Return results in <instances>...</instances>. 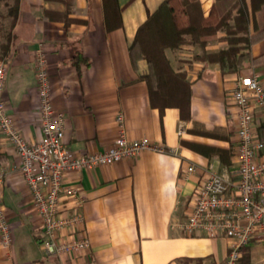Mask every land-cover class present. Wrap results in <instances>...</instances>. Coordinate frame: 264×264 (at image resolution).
<instances>
[{
    "label": "crops",
    "instance_id": "1",
    "mask_svg": "<svg viewBox=\"0 0 264 264\" xmlns=\"http://www.w3.org/2000/svg\"><path fill=\"white\" fill-rule=\"evenodd\" d=\"M117 1L123 6L122 26L107 30L102 0H72L69 16L83 22L68 25L43 19L44 0H20L10 46L2 59V99L23 138L28 143L38 140L35 53L41 49L47 58L52 104L65 113L66 146L77 152L107 148L118 136L115 118L121 113L128 138L147 137L166 152L144 150L111 164L70 170L65 181L79 186L82 203L72 208V202L61 196L60 204L67 213H79L81 220L71 229L77 236H87L90 245L59 257L45 255L40 248L43 220L22 175L14 169L15 148L0 130V151L7 157L0 165V199L11 229L10 244L0 242V264H191L179 259L196 257H202L204 264H217L230 250L226 237L188 235L178 225L201 177L199 172L187 173V166L219 171L226 165L217 155L200 154L180 140L232 148L235 110L229 88L238 76L252 72L259 74L264 85V4L249 17L250 53L259 57L257 63L222 73L217 63L198 58L202 48L195 44L167 51L172 66L185 71L191 82V118L183 120L176 107L160 115L150 105L147 86L139 79L147 71L146 62L140 60L134 69L127 51L137 27L162 0ZM199 1L206 15L214 0ZM3 7L0 41L8 27ZM221 35L209 37L203 50L224 48L226 43L218 40ZM77 50L88 65L77 68L72 62ZM193 129L214 131L220 137L190 132ZM246 247L252 264H264L261 242L252 241Z\"/></svg>",
    "mask_w": 264,
    "mask_h": 264
},
{
    "label": "built area",
    "instance_id": "2",
    "mask_svg": "<svg viewBox=\"0 0 264 264\" xmlns=\"http://www.w3.org/2000/svg\"><path fill=\"white\" fill-rule=\"evenodd\" d=\"M35 83L38 94L40 135L28 143L8 113L2 99L5 86V66L0 61V130L14 146L17 161L14 166L32 196V204L43 220L40 248L45 255L63 256L89 248L87 236H77L79 213L67 211L60 204L61 196L81 205L79 186L68 184L65 175L70 170L90 169L138 155L144 150L166 152L161 144L147 137L130 139L126 136L124 117L116 115L118 136L107 148L95 152H77L64 143L66 117L52 104L50 78L45 53H35ZM229 101L235 110V140L231 148L232 162L219 171L193 164L187 173L199 172L189 209L179 222L188 235L228 238L229 252L223 262L236 264L242 247L252 241L264 246V140L258 130L264 124V85L258 73L240 75L229 88ZM181 133V130H179ZM70 208V206L68 207ZM66 229H71L65 232ZM0 242L8 246L11 229L0 199Z\"/></svg>",
    "mask_w": 264,
    "mask_h": 264
},
{
    "label": "trees",
    "instance_id": "3",
    "mask_svg": "<svg viewBox=\"0 0 264 264\" xmlns=\"http://www.w3.org/2000/svg\"><path fill=\"white\" fill-rule=\"evenodd\" d=\"M20 0H0V18L2 6L8 18L6 34L0 41V61L7 54L11 30L15 25ZM214 0L209 12L204 15L199 0H162L154 11L137 27L132 41L128 45V56L131 65L137 69V63L144 60L146 73L139 79L147 86L150 105L159 110L160 115L166 108L176 107L183 120L191 118L190 98L191 82L185 71L175 69L167 55V51H177L187 44H195L202 48L199 59L218 64L222 73L237 72L249 64L259 61L250 53L251 39L249 35V17L264 4V0ZM104 25L107 30L122 26L121 13L123 6L117 0H102ZM72 0H44L42 17L47 21H62L64 25L83 22L72 18ZM1 25V22H0ZM219 41L226 43L224 48L214 52L203 50L207 39L217 33ZM72 62L80 67L88 65L80 51L73 55ZM210 137H220L214 131L190 130ZM259 138L264 140V124L258 130ZM180 143L205 156L217 155L220 162L230 165L232 162L231 148H224L202 142L181 139ZM7 159L0 151V165ZM181 262L202 264L203 258H181ZM236 264H252L246 246L242 247V255Z\"/></svg>",
    "mask_w": 264,
    "mask_h": 264
},
{
    "label": "rangeland",
    "instance_id": "4",
    "mask_svg": "<svg viewBox=\"0 0 264 264\" xmlns=\"http://www.w3.org/2000/svg\"><path fill=\"white\" fill-rule=\"evenodd\" d=\"M185 263V262H184ZM187 263V262H186ZM191 264H193V262H190ZM202 264H204V262L202 263ZM207 264H214V263H212V262H209V263H207ZM218 264V263H217Z\"/></svg>",
    "mask_w": 264,
    "mask_h": 264
}]
</instances>
